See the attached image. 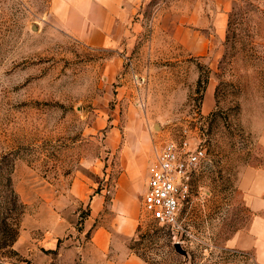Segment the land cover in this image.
<instances>
[{"label": "rangeland", "instance_id": "rangeland-1", "mask_svg": "<svg viewBox=\"0 0 264 264\" xmlns=\"http://www.w3.org/2000/svg\"><path fill=\"white\" fill-rule=\"evenodd\" d=\"M136 14L130 48H100L62 30L51 0H0V153L14 151L25 205L0 264H105L120 245L143 264H264L246 201L264 168V0H146ZM183 136L207 158L172 228L141 196L154 145Z\"/></svg>", "mask_w": 264, "mask_h": 264}, {"label": "crops", "instance_id": "crops-1", "mask_svg": "<svg viewBox=\"0 0 264 264\" xmlns=\"http://www.w3.org/2000/svg\"><path fill=\"white\" fill-rule=\"evenodd\" d=\"M144 1L146 0H51V8L57 25L82 42L100 48H124L123 45L129 46L141 30L140 21L134 19V15L137 16L138 7ZM257 133L264 146V120ZM247 174L250 179L246 201L256 210L250 233L257 236L256 243L253 244L256 255L264 259V236L260 232L264 230V168H253ZM81 194L83 199L88 192ZM102 203V195L92 196L90 206L93 207L88 216L90 219L99 213ZM116 222V228L121 232H133L134 225L127 219L118 217ZM96 238L95 241V236L93 237L96 250L103 255L107 244L105 231L97 230ZM54 242L55 240L50 239L48 246H54ZM119 248L118 260L105 264H143L137 255L128 253L125 245H120Z\"/></svg>", "mask_w": 264, "mask_h": 264}, {"label": "built area", "instance_id": "built-area-1", "mask_svg": "<svg viewBox=\"0 0 264 264\" xmlns=\"http://www.w3.org/2000/svg\"><path fill=\"white\" fill-rule=\"evenodd\" d=\"M206 158V147L191 146L184 136L154 145L141 196L143 211L159 224L181 227L180 213L191 200L193 175Z\"/></svg>", "mask_w": 264, "mask_h": 264}, {"label": "trees", "instance_id": "trees-1", "mask_svg": "<svg viewBox=\"0 0 264 264\" xmlns=\"http://www.w3.org/2000/svg\"><path fill=\"white\" fill-rule=\"evenodd\" d=\"M14 151L0 153V248L9 249L19 234L25 205L13 185ZM78 264V263H77ZM81 264V263H80Z\"/></svg>", "mask_w": 264, "mask_h": 264}, {"label": "water", "instance_id": "water-1", "mask_svg": "<svg viewBox=\"0 0 264 264\" xmlns=\"http://www.w3.org/2000/svg\"><path fill=\"white\" fill-rule=\"evenodd\" d=\"M175 244H176L175 247H176V249H177L179 252H181V253H183V254H186V251L183 250V249L181 248V246H180V242H176Z\"/></svg>", "mask_w": 264, "mask_h": 264}]
</instances>
